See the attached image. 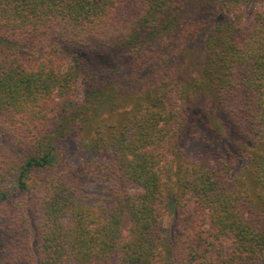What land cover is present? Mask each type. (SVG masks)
<instances>
[{
	"label": "trees",
	"instance_id": "1",
	"mask_svg": "<svg viewBox=\"0 0 264 264\" xmlns=\"http://www.w3.org/2000/svg\"><path fill=\"white\" fill-rule=\"evenodd\" d=\"M260 4L0 0V264H264Z\"/></svg>",
	"mask_w": 264,
	"mask_h": 264
},
{
	"label": "rangeland",
	"instance_id": "2",
	"mask_svg": "<svg viewBox=\"0 0 264 264\" xmlns=\"http://www.w3.org/2000/svg\"><path fill=\"white\" fill-rule=\"evenodd\" d=\"M257 8H264V4H260L259 6L256 5H249L245 8L246 13L248 16L257 9ZM250 161L247 160L239 165H237L233 171L234 176H242L245 174L246 169L249 167ZM109 188V185L106 183H102L96 179H88L87 180V191H86V198L89 200L94 201L97 197H101L104 195L105 191ZM137 189L136 186H132L131 190Z\"/></svg>",
	"mask_w": 264,
	"mask_h": 264
}]
</instances>
